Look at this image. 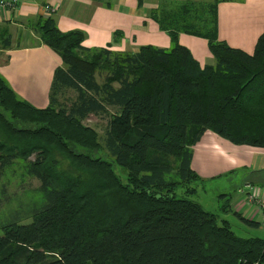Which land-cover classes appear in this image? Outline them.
I'll return each instance as SVG.
<instances>
[{
	"label": "trees",
	"instance_id": "obj_1",
	"mask_svg": "<svg viewBox=\"0 0 264 264\" xmlns=\"http://www.w3.org/2000/svg\"><path fill=\"white\" fill-rule=\"evenodd\" d=\"M221 1L159 0L147 17L170 46L135 51L111 49L119 30L86 47V33L60 30L54 14L28 18L62 65L45 107L0 73V264H264V238L237 235L188 198L203 180L191 160L204 132L264 149V32L252 53L220 40ZM181 33L206 39L213 61L201 66ZM0 37L8 48V30ZM90 115L106 116L103 143ZM218 197L230 212L231 194Z\"/></svg>",
	"mask_w": 264,
	"mask_h": 264
},
{
	"label": "crops",
	"instance_id": "obj_2",
	"mask_svg": "<svg viewBox=\"0 0 264 264\" xmlns=\"http://www.w3.org/2000/svg\"><path fill=\"white\" fill-rule=\"evenodd\" d=\"M208 1V0H206ZM211 1V0H209ZM20 0L14 10L0 11V28L7 27L10 46H0V73L7 79L17 95L37 107L48 104V94L54 69L62 60L47 45L38 44V36L28 26V18L54 14L60 30L81 29L86 33L82 44L86 47L105 46L112 40L114 31H121L114 50L135 51L141 45L169 47L168 35L157 23L147 17L159 0H144L141 7L137 0ZM45 5L52 7L47 12ZM264 32V0H230L218 3V37L233 48L252 53L258 36ZM20 34L19 44L11 41ZM179 42L190 50L201 66L213 61L206 39L181 33ZM192 168L205 180L233 175L239 171V181L217 185L220 193L231 194V205L236 217L263 224L258 206L250 202L246 189L250 187L261 198L264 195V149L235 145L217 134L206 131L193 146ZM252 174V177H247ZM249 175V176H250ZM252 178L254 180H252ZM245 188V189H244ZM244 189V190H243ZM237 213V214H236Z\"/></svg>",
	"mask_w": 264,
	"mask_h": 264
},
{
	"label": "rangeland",
	"instance_id": "obj_3",
	"mask_svg": "<svg viewBox=\"0 0 264 264\" xmlns=\"http://www.w3.org/2000/svg\"><path fill=\"white\" fill-rule=\"evenodd\" d=\"M105 1H110V0H105ZM200 1H206V0H200ZM209 1V0H208ZM47 12H51V10L46 9ZM3 29H7V27L0 28V32H2ZM6 36V35H4ZM20 34L14 35L11 38V41L14 44H19V41L22 42V40H26L27 38L22 36L20 39ZM4 39L0 37V46L4 45ZM30 41V38L27 39ZM1 48V47H0ZM98 76V81L101 82L103 75H97ZM73 95L72 91H69L67 96ZM20 96V95H18ZM21 97V96H20ZM31 103V102H30ZM34 105V104H33ZM45 107V106H44ZM0 111H3V109L0 106ZM106 116L103 115H90L88 116L87 119H85L84 123L89 125L90 127L94 128L100 138V142L103 143V138H104V131H105V126H106ZM114 170L118 175H120L121 179L125 182V171L122 170L120 166L117 164H113ZM250 175V174H249ZM247 177H252V174ZM242 177V172L239 171L233 175L226 174L225 176H221L218 178H215L213 180H202V182H196L198 184V189L197 192L193 195L188 196L189 199H192L194 201L199 202L204 209L213 212L217 216V222L221 223V220L226 219L230 222L232 230L239 236L242 237H260L264 238V226L260 225L259 227L255 225H250L247 223L242 222L239 220L234 214V210H231L230 212H224L221 208L222 206V200L221 198L219 199L218 193L220 191L217 190V185L223 184V183H231L232 180L239 181ZM252 180H254L252 178ZM1 181L0 180V196H1ZM19 180L16 177H13L10 185L6 187V191L8 195L11 197L10 194L13 193V191L17 190L15 187L20 186L18 183ZM33 183H37L36 181H33ZM25 186H30V179H28L27 183ZM245 189V188H244ZM243 189V190H244ZM247 192V189H246ZM176 193L178 196H183V193H181V189H177ZM16 200L15 198L10 200L9 203H6V212H8L10 209L13 208V205H15ZM231 204V201H230ZM257 206L258 204L255 203ZM232 208V205H231ZM3 209V202H0V211ZM237 214V213H236Z\"/></svg>",
	"mask_w": 264,
	"mask_h": 264
},
{
	"label": "built area",
	"instance_id": "obj_4",
	"mask_svg": "<svg viewBox=\"0 0 264 264\" xmlns=\"http://www.w3.org/2000/svg\"><path fill=\"white\" fill-rule=\"evenodd\" d=\"M20 0H0V10L11 9L18 6ZM258 207L261 209L262 221L264 224V195L259 200Z\"/></svg>",
	"mask_w": 264,
	"mask_h": 264
},
{
	"label": "bare ground",
	"instance_id": "obj_5",
	"mask_svg": "<svg viewBox=\"0 0 264 264\" xmlns=\"http://www.w3.org/2000/svg\"><path fill=\"white\" fill-rule=\"evenodd\" d=\"M16 7L14 8H11V9H6V10H14L16 9ZM48 10H51V8L47 7ZM6 10H0V11H6ZM256 190H254V188L250 187L249 189H247V192L245 193L246 196H247V199L250 201V202H253V203H257L259 205V200H260V197L257 195V193L255 192Z\"/></svg>",
	"mask_w": 264,
	"mask_h": 264
}]
</instances>
